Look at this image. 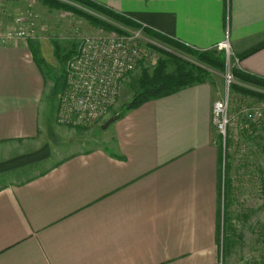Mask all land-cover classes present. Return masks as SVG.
<instances>
[{
	"label": "crops",
	"instance_id": "crops-1",
	"mask_svg": "<svg viewBox=\"0 0 264 264\" xmlns=\"http://www.w3.org/2000/svg\"><path fill=\"white\" fill-rule=\"evenodd\" d=\"M93 1L195 49L227 39L235 67L264 78V47L236 61L264 42V0ZM3 2V28L25 10L37 24L35 38L0 46V264H219L212 82L124 111L101 145L53 151L57 105L31 50L55 66L49 14L35 1ZM76 26L77 40L87 35ZM260 149L245 161L264 163Z\"/></svg>",
	"mask_w": 264,
	"mask_h": 264
},
{
	"label": "rangeland",
	"instance_id": "rangeland-1",
	"mask_svg": "<svg viewBox=\"0 0 264 264\" xmlns=\"http://www.w3.org/2000/svg\"><path fill=\"white\" fill-rule=\"evenodd\" d=\"M3 1L0 0V14L2 13L3 6L6 7V10L9 7L8 2L5 6ZM59 1L76 7L83 13H86V15L106 21L119 30H122L124 33L136 32L133 29L123 27L105 16L71 0ZM35 2L40 3L41 7L39 8L46 16L49 14L48 26L43 29L45 32L44 34L50 41L52 39L57 40L62 53L67 52L72 44H77L76 36L73 35V28L77 27L76 25H81V27L78 26V28L87 35L105 36L116 34L115 32H107L92 25V23L82 15L74 14L65 9L47 6L43 4L41 0ZM52 19L56 20L54 25H51ZM139 34L141 44L146 51L142 66L148 68L149 71L154 67L159 52L149 49L147 47L148 44L156 45L165 51L201 65L192 57L164 45L155 39H149L142 32ZM72 57L73 56H70L65 60L64 65H60L54 57L55 66L48 67L49 71L47 72L48 75H46L47 90L45 93L49 98L48 100L51 103V108H53V106L55 108V105L58 106V97L65 83L66 66L69 59L71 60ZM226 60L227 69L231 71L232 67L235 66L232 54H230ZM201 66L208 69L206 66ZM63 68L64 76L62 79L61 74ZM140 69V66H136L122 80L114 104L103 116L95 118L88 126L74 127L58 124L56 121V106L55 114L51 113L50 116L52 118V123L55 122V125L58 124L59 129L55 128V131H53L51 135L46 134V140L51 143L52 150L56 151L62 145L71 146L73 149H88L95 145H101L109 134L108 129H110L113 118L121 112L123 106L131 99ZM207 79L216 87L218 99H228V115L230 118L228 134L230 133V136H234L237 143V145L233 146V143L230 142L231 146L228 147L229 142L227 138L224 146L221 144V152L223 153L221 166L224 167V189L221 188V193L222 196L224 194L225 197L224 207L229 220L227 225L224 223L222 236H220L221 247L219 249L220 257L218 263L264 264V163L250 165L245 161V154L248 152L250 146H256L258 149L261 148V151L264 149V99L236 93L232 90L231 83L229 86L227 85L223 74L217 75V73H211ZM246 86L249 89L258 90L249 85ZM261 91L264 92L263 90ZM253 109H259L260 112H262L259 119L252 116ZM105 124L106 126L102 128ZM241 139L244 144L243 148L245 149L241 155L237 157L235 152L238 150L241 152V145L238 146Z\"/></svg>",
	"mask_w": 264,
	"mask_h": 264
},
{
	"label": "built area",
	"instance_id": "built-area-1",
	"mask_svg": "<svg viewBox=\"0 0 264 264\" xmlns=\"http://www.w3.org/2000/svg\"><path fill=\"white\" fill-rule=\"evenodd\" d=\"M36 24L37 14L30 10L15 15L13 25L3 28L0 23V46L34 38ZM134 31L105 36H79L75 53L67 63L65 83L58 97V124L88 126L114 104L122 80L146 56L140 31ZM216 47L223 50L228 59L231 54L229 41L225 39ZM223 75L229 86L233 82L231 71L226 69ZM261 113L255 109L254 116L259 118ZM211 121L224 146L229 125L227 98L213 103Z\"/></svg>",
	"mask_w": 264,
	"mask_h": 264
},
{
	"label": "trees",
	"instance_id": "trees-1",
	"mask_svg": "<svg viewBox=\"0 0 264 264\" xmlns=\"http://www.w3.org/2000/svg\"><path fill=\"white\" fill-rule=\"evenodd\" d=\"M71 1L105 16L106 18L114 21L115 23L123 27L130 28L133 30H139L140 32L145 34L149 39H155L164 45H167L175 50L182 52L183 54L192 57L199 64L208 67V69H206L201 65H198L189 60L174 55L168 51H165L157 47L156 45L148 44L147 47L149 49L153 51L155 50V52L156 51L159 52V56L155 61V65L149 71L148 68L142 66L143 60L138 62L136 66H140L141 69L136 81V86L132 94V97L123 106L121 112L117 114L112 121L120 118L123 112L126 110L135 109L145 102L157 100L169 96L181 90L182 88H185L192 84L202 83L205 81V79H207V77H209V75L212 72H218L224 74L225 70L227 69L226 55L223 50H219V49L217 50L216 45L206 50L195 49L182 42H179L178 40L172 38L171 36L155 28L147 26L123 13L117 12L114 9L104 4L95 2L93 0H71ZM41 2L53 8L65 9L71 11L74 14L82 15L86 19H88L92 23V25L97 26L104 31L115 32L116 34L124 33L122 30H119L112 24L103 21L101 19L94 18L93 16L86 15V13H83L76 7L62 3L59 0H41ZM51 44L53 47V55L55 59L60 63V65L62 64L64 65V61L75 53L76 50L75 45L77 47V44H72L67 52L62 53L60 45L58 44L56 39H52ZM263 47H264V42L257 45L251 50H248L242 54L237 55L236 61L251 55L252 53L256 52L257 50ZM31 50H32V56L34 62L44 71L48 72L49 68L47 64L44 62V60L41 58L39 49L36 46H32ZM231 74L233 76V82L231 83V88L233 91H235L236 93H240L242 95H249L256 97L258 99H264V92L261 91V90L264 91L263 77L241 71L237 69L235 66L232 67ZM61 75L63 79L64 68L62 69ZM62 85H63V81H62ZM246 85L254 87L258 90L249 89ZM254 111L255 109L252 110V116H254ZM254 118L259 119L258 117L255 116ZM227 138L229 142L228 147L231 146L230 142L233 143V146L237 145L234 136H230V133L228 134V129H227ZM240 145H241V149H240L241 152L239 150L235 152L237 157H239L245 149L243 148L244 144L242 142V139L240 140V144L238 146ZM261 152L264 153V149ZM218 153H219L220 168H219V202H218V212H217L216 234H217V241L219 242L220 245V236H222L224 223L225 225H227L229 220L226 215V210L224 207L225 197L224 194L222 196L221 193V188L224 189V167L221 166V161H223L221 160L223 158V153L221 152V142H219Z\"/></svg>",
	"mask_w": 264,
	"mask_h": 264
},
{
	"label": "water",
	"instance_id": "water-1",
	"mask_svg": "<svg viewBox=\"0 0 264 264\" xmlns=\"http://www.w3.org/2000/svg\"><path fill=\"white\" fill-rule=\"evenodd\" d=\"M106 126V124L104 126H102V128H104Z\"/></svg>",
	"mask_w": 264,
	"mask_h": 264
}]
</instances>
